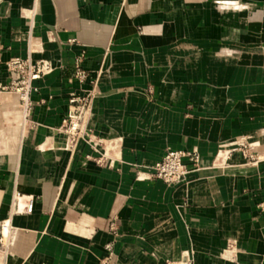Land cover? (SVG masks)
Listing matches in <instances>:
<instances>
[{"label": "crops", "instance_id": "crops-1", "mask_svg": "<svg viewBox=\"0 0 264 264\" xmlns=\"http://www.w3.org/2000/svg\"><path fill=\"white\" fill-rule=\"evenodd\" d=\"M14 56L54 69L26 116L0 89V264H264V158H217L242 136L264 155V0H0V86ZM89 81L105 165L57 132ZM192 148L183 182L152 176L167 149Z\"/></svg>", "mask_w": 264, "mask_h": 264}, {"label": "built area", "instance_id": "built-area-1", "mask_svg": "<svg viewBox=\"0 0 264 264\" xmlns=\"http://www.w3.org/2000/svg\"><path fill=\"white\" fill-rule=\"evenodd\" d=\"M6 72L8 75L7 84L0 86L5 92L13 93L18 97L22 106L24 115L26 116L32 106L30 94L35 90L33 82L44 77L53 71L52 63L45 59L33 61L30 58H21L18 56L11 57L6 63ZM73 79L80 85L88 81V71L82 68L81 58L76 57L72 64ZM96 96V85L94 81H89L88 87L84 90V94L77 96L70 94L68 99V110L61 125L57 128V132L62 136V149L74 153L80 142H86L97 153L96 156L87 155L86 159L93 160L99 165H105L111 162L113 155L110 154L112 145L109 141L99 138L92 133L89 122L92 117V103ZM256 142H250L246 137L242 136L236 147L223 151L219 150L217 158H228L231 152H239L245 165H256L264 155L255 152ZM199 160L198 151L192 149H167L162 158L155 162L153 166L152 176L163 181L166 184H177L185 180L186 174L189 172V166H197ZM260 212L264 214V201L257 205ZM22 210L31 212L32 199L27 200ZM2 227V226H1ZM111 232H116L115 220L109 223ZM182 259H168L163 264H190L186 255ZM100 264H109L108 258L103 259Z\"/></svg>", "mask_w": 264, "mask_h": 264}, {"label": "bare ground", "instance_id": "bare-ground-1", "mask_svg": "<svg viewBox=\"0 0 264 264\" xmlns=\"http://www.w3.org/2000/svg\"><path fill=\"white\" fill-rule=\"evenodd\" d=\"M22 204V203H21ZM7 228V229H6ZM4 230H6V232H3V236L6 238L7 237V233H8V231H9V226H8V224H6V223H3L2 224V231H4Z\"/></svg>", "mask_w": 264, "mask_h": 264}]
</instances>
